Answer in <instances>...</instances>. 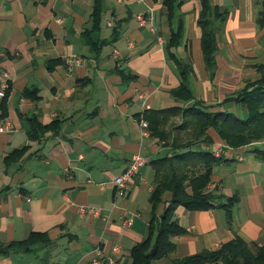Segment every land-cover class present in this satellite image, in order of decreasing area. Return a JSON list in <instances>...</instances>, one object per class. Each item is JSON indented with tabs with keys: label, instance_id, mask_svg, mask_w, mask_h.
<instances>
[{
	"label": "crops",
	"instance_id": "0c3cea01",
	"mask_svg": "<svg viewBox=\"0 0 264 264\" xmlns=\"http://www.w3.org/2000/svg\"><path fill=\"white\" fill-rule=\"evenodd\" d=\"M165 1L106 0L100 30L86 35L93 29L94 0H0V89L8 82L11 91L0 99V125L10 128L0 132V247L33 233L49 239L30 253H0V264H91L96 248L113 256L116 246L117 264H132L131 251L148 232L155 172L151 163L144 167L124 198L117 196L114 180L135 154L152 162L168 151L152 133L142 135L141 119L194 102L212 111L224 103L221 111H236L235 102L226 101L260 78L264 28L258 17L264 0H212L225 13L217 23L213 76L198 24L201 0H177L172 22ZM141 13L153 18L156 32L140 25ZM181 22L184 38L174 51L193 66L195 96L186 104L172 94L182 78L167 51ZM91 41L113 43L99 52ZM120 70L137 79L126 81ZM181 120L172 117L165 129ZM210 134L215 143L205 148L223 147L225 159L214 169L210 189L226 198L237 195L238 202L231 214L179 207L176 219L187 233L174 238V253L153 264H173L236 237L251 246L263 243L264 163L256 146L230 148ZM25 148L20 159L7 162ZM83 207L98 208L101 216L82 214ZM128 218H134L131 227L123 225Z\"/></svg>",
	"mask_w": 264,
	"mask_h": 264
},
{
	"label": "trees",
	"instance_id": "16d2710c",
	"mask_svg": "<svg viewBox=\"0 0 264 264\" xmlns=\"http://www.w3.org/2000/svg\"><path fill=\"white\" fill-rule=\"evenodd\" d=\"M106 0H94L92 14L93 29L86 31L91 35L101 28ZM177 0H166L168 18L172 22L176 17L175 6ZM202 11L198 24L203 30L202 47L206 66L213 76L217 63L216 55L219 51L218 35L220 25L225 20V13L212 0H201ZM258 24L264 28V2L258 17ZM116 29L113 41L118 40ZM184 38L183 22L178 30L173 33L167 43V51L171 60L177 66L182 83L179 89L172 92L176 100L186 103L194 101L195 96L191 85V73L193 66L189 61L179 58L174 49L182 45ZM110 42V43H113ZM109 42H94L91 45L102 51ZM56 64L57 62H52ZM260 78L249 81L247 86L239 94L226 101L235 102L236 111L226 109L221 111L219 107L205 106L202 102H194L186 109L173 108L163 111H151L145 119L150 124V132L160 143L164 144L168 151L160 158L151 162L155 172L154 190L151 195V218L146 238L137 244L131 251L132 264H153L155 261L169 257L176 250L174 238L187 233L178 220L176 213L179 207L188 211H206L214 209H226L231 214L238 202V196L226 198L218 190H211L214 169L222 164L225 159L217 158L209 150L215 143L210 132L213 130L227 147L239 149L255 145V153L264 163V65L259 68ZM119 74L126 81L135 80L137 76H130L120 70ZM30 90H26L28 95ZM6 92L5 99L10 94ZM4 100V106H5ZM182 117V123L173 124L170 131L165 127L172 117ZM48 130V127H42ZM258 144H261L258 146ZM210 147L208 150L205 148ZM27 151L13 152L7 158L11 163L20 159ZM166 197L169 199L166 202ZM165 204L164 213L159 215V209ZM264 239V235H263ZM49 239L46 235L33 233L22 242H13L0 247V253L11 255L18 252H33L40 243H46ZM173 264H264V240L261 245L251 246L241 237H236L223 244L219 249L205 250L198 254L176 260Z\"/></svg>",
	"mask_w": 264,
	"mask_h": 264
},
{
	"label": "built area",
	"instance_id": "2783aa9c",
	"mask_svg": "<svg viewBox=\"0 0 264 264\" xmlns=\"http://www.w3.org/2000/svg\"><path fill=\"white\" fill-rule=\"evenodd\" d=\"M137 19L140 22V25L145 26H152L151 30L156 32V29L153 27V18L149 17L146 13H141L137 15ZM118 55V53H116ZM10 89V84L8 82H4L1 85L0 89V99H3L6 96V92ZM140 126L142 129V135L144 137H150V124L144 118L140 121ZM10 128L8 125H0V132H8ZM222 148H218L213 150L214 156L217 158L222 157ZM151 163V159L141 153H137L133 156L132 161L129 167L118 177L115 178L114 183L117 187V196L124 198L127 197L132 183L134 179L140 174L141 170L146 167L148 164ZM82 214H92L94 217L99 218L101 216L102 211L98 208L94 207H83L81 208ZM134 224V218H128L124 221L125 227H131ZM0 227H1V218H0ZM113 256H110L105 252V250L101 247L96 248L92 253L93 257L91 260V264H117V255L120 253V247L116 246L113 250Z\"/></svg>",
	"mask_w": 264,
	"mask_h": 264
},
{
	"label": "rangeland",
	"instance_id": "374dc122",
	"mask_svg": "<svg viewBox=\"0 0 264 264\" xmlns=\"http://www.w3.org/2000/svg\"><path fill=\"white\" fill-rule=\"evenodd\" d=\"M179 122H180V121H178L177 123H179ZM182 122H183V121L181 120V123H182ZM181 123H180V124H181Z\"/></svg>",
	"mask_w": 264,
	"mask_h": 264
}]
</instances>
